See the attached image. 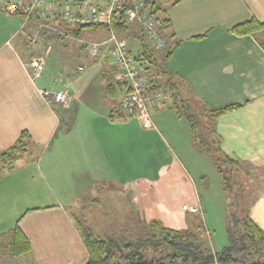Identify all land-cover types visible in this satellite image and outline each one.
Wrapping results in <instances>:
<instances>
[{"label":"crops","instance_id":"1","mask_svg":"<svg viewBox=\"0 0 264 264\" xmlns=\"http://www.w3.org/2000/svg\"><path fill=\"white\" fill-rule=\"evenodd\" d=\"M14 1L0 0V8L3 4L8 5ZM16 1L29 4L32 0ZM155 6L158 16L167 20L163 34L168 38V47L177 43L170 57L163 61V68L182 79L189 86L186 88L190 93L210 107L242 104V107L221 114L216 119L215 129L221 138V149L230 158L239 160L250 168L264 169V49L258 41L263 40V37L262 34L236 35L230 31L233 25L251 17L263 20L264 0H156ZM36 18H22L21 21L19 15L0 12V30L8 31V35L0 41V151L10 147L22 130H27L40 145L35 162L24 160L14 172L0 179V196L8 186L17 187L21 180L27 179L26 173L29 169L38 174L40 181H48L43 172H55V164L68 166V170H61L64 173H88L89 178L83 176V181L103 180L105 183L107 180L119 184V118H109V105L104 101L103 83L105 73L114 71L113 65L102 56L103 47H100L96 59L82 56V61L76 66H69V69L62 70V75L55 76L53 86L49 88L56 89L67 85L72 95L70 107L60 109L56 104L51 106L39 92L37 80L31 79L30 76L31 59L35 56L43 57L33 48L35 42L30 43L31 47L25 44L27 34H33L34 29L40 25L44 26V22ZM49 23L53 30L62 34L59 35L60 39H77L79 52L87 50L81 41L101 42L108 37L107 34L99 33L105 29H85L76 36L70 29L67 30L64 26L62 28L55 21ZM132 28L134 31L138 30L136 26ZM198 35L203 36L194 38ZM132 43L138 45L137 40H132ZM46 47L47 52L51 51V46ZM167 48L156 51L161 53V56L158 54L157 57L162 58ZM156 80L162 82L163 78L157 76ZM165 111L169 112L167 109H161L155 110L153 114L156 125L154 130L158 134L157 122L159 125L168 124ZM176 127V124L167 126L172 130ZM55 139L58 140L56 146L48 150ZM82 147L92 148L86 158V153L81 152ZM155 150L156 148L153 150V159L158 158V162H162L160 157L164 156L166 151L158 148L156 152ZM46 156L48 158L45 160ZM164 163L173 166L177 160L165 155ZM166 171L167 173L163 174L156 172L153 179L164 180L171 188H181L179 193H183L179 204H171L174 209L171 211L179 213L178 210L183 209L184 205L187 208L198 207L202 210L203 206L199 204L189 182L183 181V170L170 167ZM175 174L181 178L183 185L175 182ZM52 178H55V175H52ZM249 205L251 219L264 230V190L259 194L255 193ZM44 210L49 214L59 213L56 218L60 219V229L66 235L59 243L72 247L71 252L75 254L74 248L80 247V238L66 209L53 201ZM133 210L139 215H152L150 219L156 218L148 206H141L138 202L134 204ZM24 217L19 225L30 239L31 248L34 250L30 227L28 224H22L23 220L26 221ZM208 219L214 231H219L216 236L219 242L217 248H220L227 243L223 217L219 218L213 213ZM183 220L181 225L185 228ZM69 243L72 246H69ZM41 248L43 247L39 248V252ZM46 249V254L42 255L43 257H34L32 264H45L43 258L47 260V264H52L53 252H46ZM87 258L88 253L83 247L79 259L76 256L68 257L65 264H83Z\"/></svg>","mask_w":264,"mask_h":264},{"label":"rangeland","instance_id":"2","mask_svg":"<svg viewBox=\"0 0 264 264\" xmlns=\"http://www.w3.org/2000/svg\"><path fill=\"white\" fill-rule=\"evenodd\" d=\"M14 2L18 1L15 0ZM4 6V4L1 6L0 12H5L9 15L10 13L4 11ZM33 18L35 17L33 16ZM20 20L22 21V17H20ZM61 27L63 28V26ZM61 31L63 30L61 29ZM99 33L103 35L107 34L105 30H101ZM5 35H8V31L6 29L0 30V41ZM60 36L55 34L50 23H44V26L40 25V27L34 29L33 34L29 33L25 38L27 41L25 44L29 45V47L32 45L30 43L35 42L33 48L44 59V69L41 76L36 79L40 89L51 88L53 86V79L57 75H62L63 69H69L67 67H71L72 65L76 66L79 61H82V56L84 58L89 57L87 50L78 51L77 46L79 42L77 39L71 40L65 37L60 39ZM135 44H131L134 51L139 48ZM47 45L51 46L50 52H47ZM154 52L155 55H158L160 51ZM158 56H161V53ZM143 64L147 68L150 67L146 76L148 73L155 72L146 61ZM167 103L168 105L162 109L169 110V112L165 111L166 122L168 124L159 125L160 123L157 122L159 134L154 129H142L135 118L127 116L126 118L119 119V184L107 180H105V183L103 180L94 182V180L91 181L89 179L83 181V176L89 178L88 173H64L61 170H68V166L62 167L55 164V172H43L47 176L48 181L44 179L40 181L41 178L38 179V174L29 169V172L26 173L28 178L21 180L17 187L13 185L5 188L2 196H0V264H32L34 257L46 254L44 253L45 248H47L46 252L48 250L53 252L54 260H52V264H65L68 262V257L76 256L79 259L81 249L84 247L80 239L78 240L80 247L74 248V254L71 252L72 247H68L65 243H59L60 239H64L66 236L60 229V219L56 218V215L59 213H45L47 211L44 209L48 208V205L53 201H56L62 208L66 209V213L72 223L74 216L79 217L100 236L120 232L124 221L132 217L137 218L140 223H147L152 215L145 216V214L139 215L135 213L133 206L138 202L141 206H148L151 209L150 211L156 216L155 219L160 220L163 225L175 229L186 228L193 232L196 235L198 243L201 245V249L209 248L212 251L218 249L219 242L216 235L217 233L219 234V231H214L208 216L211 217L215 213L217 217H223L222 222H224L227 198L222 191L221 179L215 164L197 146L200 140H205L203 126L205 118L203 114H200L202 113L201 107L190 104L191 111L195 113L196 120L199 121L198 134L200 140H195L187 121L185 122L184 118L176 119L175 109L171 108L172 102L168 100ZM154 113L155 110L153 111ZM172 124H176L175 130L167 128V126H171ZM130 132H134V134L132 135ZM57 142L58 140L55 139L48 150L54 148ZM39 148L40 145L33 138L28 153L23 157L24 159L20 158L17 160L15 165L18 166L27 159L35 162ZM154 148H156L155 152L157 148L165 150L167 158L172 157L177 160V163L173 166L164 163L165 155L160 157L162 162H158V158L156 160L153 159ZM91 149V147L89 149L81 148V152L86 153L85 158L88 157L87 154H90L89 150ZM47 158L48 156L44 159L46 160ZM50 159H52L51 156ZM170 167H175V169L181 168L184 172L183 181L189 182L192 192L196 195L197 199L198 194L202 197L204 215L201 217H203V220L205 217L207 224L204 220L205 226L200 231L195 230L191 226L195 220L192 221L193 217H189L184 211L187 208L186 205H184L183 209L178 210L179 213L176 212L177 214L175 211H171L174 210L171 204H179V200L183 197V193H179L181 188H171L168 186V182L153 179L156 176V172L160 174L167 173L166 170ZM248 168L249 174L246 177L241 176V173L236 177L235 175L231 176L232 178L230 177L231 193L239 192L240 201H250L255 193L259 194L264 190V169L257 168L255 170L254 168ZM52 175H55L56 180L52 178ZM177 175L175 174L174 176L175 182L183 185L181 178L177 177ZM84 183L87 184L83 185ZM207 184H209V188L205 190ZM243 205H246V203ZM27 209L30 211L27 212L28 215L26 214V217L24 211ZM141 212H144V210H141ZM20 216H25L26 221L23 220L22 224H28L30 227V236L35 247L34 250L31 248L30 252L18 258H10L7 255L9 231L14 225L15 220ZM183 217L185 218L184 220ZM182 220L183 225L186 226L185 228L181 225ZM164 221H166L165 224ZM206 228L209 231L204 232ZM69 246L72 245L69 243ZM40 247L43 248L39 252ZM110 261H120L118 254ZM43 263L47 264L45 258H43Z\"/></svg>","mask_w":264,"mask_h":264},{"label":"trees","instance_id":"3","mask_svg":"<svg viewBox=\"0 0 264 264\" xmlns=\"http://www.w3.org/2000/svg\"><path fill=\"white\" fill-rule=\"evenodd\" d=\"M54 1L59 4L64 2V0ZM10 5V3L5 5L4 11L19 15L26 20H30L34 16L44 23L55 21L67 30L70 29L76 36L85 29L107 30L108 28L101 24L77 25L67 23L59 18H41L37 13L28 15L24 10L11 9ZM155 11H157L156 6ZM166 22L167 20L163 19V31L166 29ZM114 26L120 35L129 37L130 41L137 40L140 48L138 62L144 66L143 62L146 61L155 69V72L147 75L148 87L146 93L153 94L158 90H163L167 93L168 100L172 102L171 106L175 109L177 117L184 118L187 121L195 140H200L198 134L199 121L196 120L195 113L191 111L190 104L201 107L202 113L200 114H203L205 118V124L203 123L205 140H200L197 146L215 164L221 179L222 191L227 198L223 222L227 243L214 251L209 248L201 249L196 235L186 228L175 229L167 227L157 219H150L147 223H140L137 218L133 217L124 221L120 232L100 236L79 217L74 216L73 224L88 253V258L83 264H175L176 262L177 264H264V230L251 219L249 201H240L239 192L231 193V176L235 175L236 177L241 173V176L246 177L249 174V168L242 164L241 161L230 158L223 152L221 149V138L215 129L218 116L240 108L242 104L231 103L218 108L208 106L205 101L190 93L189 86L182 79H178L177 76L169 73L162 66L163 61L170 57L177 43L170 47L167 46L166 54L162 58H158L155 52L149 48L139 30L134 31L131 26L124 23ZM54 31L56 35H60L58 31ZM230 31L236 35L251 34L259 36L262 34L263 40L258 41L264 49V19L259 20L251 17L236 23L231 27ZM202 36L198 35L194 38H201ZM88 42L90 40H84L81 41V44L84 48H87L89 57L96 59L99 55L96 57L90 54ZM145 68L149 72L150 67ZM157 76L162 77L163 81L157 82ZM103 83L104 101L109 105V118L114 120V118L120 119L129 116L120 105L121 98L130 92L129 85L117 81L113 70L105 73ZM50 105L55 106L54 103ZM167 105L168 103L166 104L165 102L153 109V111H158ZM58 108L63 109L59 105ZM32 142L33 138L30 133L27 130H22L10 147L0 151V178L14 172L17 168V165H15L16 161L28 153ZM208 188L209 184H207L205 190ZM198 201L202 206L203 200L200 194H198ZM244 203L246 205H243ZM186 210V214L189 217H193L192 221L195 220L194 224L191 221V226L195 230L200 231L205 226L203 217H201L204 215L203 209L198 208L197 211H190L188 207ZM29 211V209L24 211V215ZM22 219L23 216H20L9 231L7 255L10 258H18L31 251L30 239L19 225ZM205 231L209 230L206 228V230L204 229ZM116 254H118L120 261L111 262L110 260Z\"/></svg>","mask_w":264,"mask_h":264},{"label":"built area","instance_id":"4","mask_svg":"<svg viewBox=\"0 0 264 264\" xmlns=\"http://www.w3.org/2000/svg\"><path fill=\"white\" fill-rule=\"evenodd\" d=\"M156 0H32L29 4L13 2L11 9L24 10L28 15L37 13L41 18H59L70 24L107 26V39L101 42L90 41L89 51L98 56L103 47L102 56L113 66L115 79L129 85L130 92L121 98V108L144 130L155 129L153 109L167 102L168 95L163 90L147 94V70L138 62L140 50L134 51L132 41L122 36L114 25L124 23L138 27L150 49L159 51L168 45V38L163 34V20L155 11ZM31 79L35 80L42 74L44 59L35 56L30 61ZM81 69V67H79ZM48 104L54 103L63 109L70 107L72 95L67 85L56 89H40ZM197 211L198 207L189 208Z\"/></svg>","mask_w":264,"mask_h":264}]
</instances>
